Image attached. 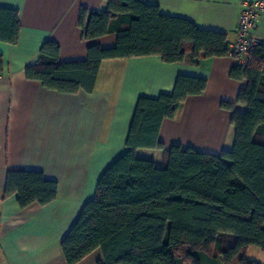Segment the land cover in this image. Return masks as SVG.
Masks as SVG:
<instances>
[{
    "label": "trees",
    "instance_id": "obj_1",
    "mask_svg": "<svg viewBox=\"0 0 264 264\" xmlns=\"http://www.w3.org/2000/svg\"><path fill=\"white\" fill-rule=\"evenodd\" d=\"M104 2L103 10L81 8L77 25L86 41L114 33L112 47L91 43L86 59L62 62L57 43L47 40L37 64L25 67L26 78L60 93L91 92L103 60L156 55L178 63L189 51L196 64L201 54L227 55L222 31L164 15L140 0ZM19 29L18 12L0 7V41L15 44ZM230 77L244 82L235 102L221 103L234 127L232 146L213 154L172 145L161 167L137 157L136 149L163 148L158 138L163 120L173 119L187 97L200 94L206 80L179 75L171 93L138 98L126 150L104 170L95 196L61 242L66 264L97 248L102 252L97 264H200V250L225 264H260L245 252L250 246L264 251V40L249 50L246 66L231 68ZM56 194L57 183L40 171L6 172L3 196L16 195L21 208L45 205Z\"/></svg>",
    "mask_w": 264,
    "mask_h": 264
},
{
    "label": "crops",
    "instance_id": "obj_2",
    "mask_svg": "<svg viewBox=\"0 0 264 264\" xmlns=\"http://www.w3.org/2000/svg\"><path fill=\"white\" fill-rule=\"evenodd\" d=\"M140 1L164 15L222 31L232 42L242 4L252 0ZM0 7L16 10L20 24L15 44L0 41V264H66L61 242L95 196L104 170L126 150L138 98L171 93L177 76L204 78L206 86L187 97L173 119L163 120L158 134L163 148H138L136 156L161 167L172 145L213 154L232 146L234 127L221 103L235 102L244 85L230 77L235 58L201 54L193 64L188 51L178 63L156 55L107 59L100 63L93 91L60 93L27 79L24 69L36 64L47 40L57 43L62 62L86 59L91 43L112 47L114 33L86 41L77 25L81 8L103 10L104 0H0ZM254 35L264 40V12ZM8 168L42 172L57 183L56 198L21 208L16 195L3 196ZM101 259L97 248L75 264Z\"/></svg>",
    "mask_w": 264,
    "mask_h": 264
},
{
    "label": "built area",
    "instance_id": "obj_3",
    "mask_svg": "<svg viewBox=\"0 0 264 264\" xmlns=\"http://www.w3.org/2000/svg\"><path fill=\"white\" fill-rule=\"evenodd\" d=\"M263 12L264 0H252L242 4L237 19L235 40L227 44V55L235 58L237 64L242 67L247 64L249 50L254 45L261 42V40L254 35V30Z\"/></svg>",
    "mask_w": 264,
    "mask_h": 264
},
{
    "label": "rangeland",
    "instance_id": "obj_4",
    "mask_svg": "<svg viewBox=\"0 0 264 264\" xmlns=\"http://www.w3.org/2000/svg\"><path fill=\"white\" fill-rule=\"evenodd\" d=\"M224 244H227V241H222ZM197 257L199 258L200 264H225L222 259L218 256H213L207 251L200 250L196 252ZM246 258L256 260L260 264H264V251L256 246H250L245 252ZM232 264H237L233 262Z\"/></svg>",
    "mask_w": 264,
    "mask_h": 264
}]
</instances>
